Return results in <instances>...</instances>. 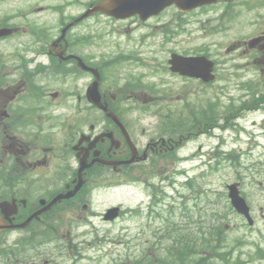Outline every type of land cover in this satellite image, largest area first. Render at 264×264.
Masks as SVG:
<instances>
[{"label": "flooded vegetation", "instance_id": "af4514ba", "mask_svg": "<svg viewBox=\"0 0 264 264\" xmlns=\"http://www.w3.org/2000/svg\"><path fill=\"white\" fill-rule=\"evenodd\" d=\"M102 1L0 0V30H5L0 34V201L10 203L6 212L11 224L24 223L23 227L3 232L0 264H154L138 258L106 259V252H100L102 257L98 258L99 246L93 249L61 244L63 236L70 234L73 219L93 215L97 196L111 182L121 183L125 169L132 167V172L140 175L141 169L165 166L153 161L154 156L167 152L162 148L164 140L152 139L159 133L151 130L149 139L143 142L140 119L123 114L105 94L103 100L117 113L121 126L102 114L75 115L74 108L68 114L58 112L64 100L57 91H50L55 79L73 80L76 75L90 80V73L81 70L75 57L98 68L84 49L85 41L72 33L75 26L60 37L64 25L75 19V14H70L65 22V12H84ZM263 8V1H247L246 12L258 17L247 20L250 29L239 36L243 43L232 48L247 54L250 62L264 65V12H258ZM42 14L49 18L43 19ZM108 132L113 140L99 136ZM80 136L83 142L78 145ZM95 139L93 149L87 151ZM131 145L144 157L118 169L94 162L84 171V182L77 192L52 204L59 194L74 189L81 158L85 156L86 163H90L93 152L98 151L97 158L126 159ZM35 213L37 216L27 223ZM52 241L59 246H50ZM90 250L96 252L87 254ZM174 264H185V260Z\"/></svg>", "mask_w": 264, "mask_h": 264}, {"label": "rangeland", "instance_id": "374dc122", "mask_svg": "<svg viewBox=\"0 0 264 264\" xmlns=\"http://www.w3.org/2000/svg\"><path fill=\"white\" fill-rule=\"evenodd\" d=\"M236 9H239L238 6H236ZM220 11L219 8H215L214 10L209 9L206 12L195 10L187 14H182L174 8H170L160 15V19H152L145 24H131L130 26L125 21L113 22L108 18L98 16L86 20L75 32H80L88 36L87 50L90 53L98 55V53L107 52L106 58L101 59L103 65L102 73L106 79L103 92L108 94L109 97H116L118 102L121 103V108L126 110V114L150 115L153 114L151 110L156 109V106L148 108V96L152 95L151 90L155 91L162 88V81L171 83L169 87L172 91L167 92V100L172 109L178 108L183 104L187 107L186 99L196 97L188 93L184 101L178 99L179 95L184 93L177 89L181 83L177 78L169 76L167 69L163 65L164 58L168 57V53L171 50L190 52L206 49L212 56H215L220 51L223 52V47L230 40L231 36L229 33L224 35L216 32L217 29L215 30L213 27L216 22L214 18H219L218 14ZM239 13L235 17L237 18V24H243L241 19H247L248 16L244 11ZM41 17L43 19L49 18L45 14H42ZM182 30L186 31L183 32ZM153 34L158 37H152ZM150 42H155L158 45L152 47L149 45ZM150 49L153 50L152 53ZM120 51H129L132 55L131 59L129 58L131 61L128 58L122 57ZM136 52H138L139 57ZM159 78L162 81L158 82ZM83 82V79L77 82L78 85L74 89L75 94L81 92ZM233 82L234 80L219 83H224L229 89L225 87L223 95H219L220 100L224 101V103L227 101L226 93L230 92L234 94L243 92L233 87ZM109 84L115 85H112V88L109 89ZM65 88L68 87L66 86ZM205 90L207 95L211 91L209 87ZM216 92H218V89ZM67 100L72 106L76 105V95L68 97ZM262 107L264 108V106ZM68 110H71V108H68ZM263 119V114L259 116L250 115L249 119L245 122V126L249 127L250 130L256 129V125L249 124L253 120ZM150 121H154V119L146 118L145 120L147 123ZM217 133L221 134L220 138H214L212 134L210 136L205 134L201 135L193 139L192 143L182 151L183 153H178L190 156L194 153L196 159L187 162L181 168H190L189 175L195 177L204 190H213L216 198L217 193L219 192L221 194V191L224 189V183L231 182L230 180L237 176L235 169L230 166L229 160L224 155L217 156L219 162L217 170H211L210 167L205 166L207 162H209L210 166L213 153L216 152V143L222 144L220 148L226 150V153L233 146L229 143V134L226 129L221 132L218 130ZM260 142L264 145V138H260ZM238 145L243 149L247 147L246 144L238 143H235L234 147L238 148ZM258 150L260 152L263 151L262 147ZM260 158L263 163L261 165L256 164L255 166H250V169L246 170V179L240 186L243 195L248 199L254 225L249 227L245 223L246 221L236 214H229L226 224H229L230 227L226 229V232L221 234L222 241L219 243L224 250H217V252L224 253L225 255H223V258L215 255L214 258L216 261H214V264H237L235 261L238 259H240V264H264V155H261ZM241 162L247 165L250 163V159L243 156ZM243 164L238 168V171L241 173H244L242 169ZM261 168L263 169L261 172L251 174L255 169ZM141 199L142 196L135 188L114 189L99 196L101 208L122 203L124 208L131 209ZM86 220L83 219L84 222L81 225H78V223L76 225L72 224L73 228L83 229L85 233L81 234L80 238H76L74 244L76 246H100L101 251L96 252L98 253V258L102 257L100 252H107L111 255L103 257L106 259L110 257H121L125 253L122 246H132V243H136V246H143L139 240L133 238V235H138L142 232L132 231L135 224L131 223V219L124 221L120 219L114 223L103 222L100 218L92 219V221L96 220L98 222L96 224L99 228L101 227V233L97 229L94 232L93 226L91 228L85 227L88 224ZM85 228H88L89 231H86ZM90 230H93V232L90 233ZM146 231L148 229H145L143 232ZM173 237L175 239L178 238L177 235ZM99 239H102L101 243H99ZM153 239L154 235L151 236V246L159 245H154ZM117 240L121 241V243L116 242ZM166 241L160 240V243H172V241H167L168 243ZM49 244L50 246H54L52 242ZM64 246H70V242L66 240ZM259 248L261 251H259ZM89 253L92 254V251ZM157 253L161 258L167 259L164 252ZM211 254L213 255L214 252H211ZM224 259L226 261H232L226 263Z\"/></svg>", "mask_w": 264, "mask_h": 264}, {"label": "water", "instance_id": "95a60500", "mask_svg": "<svg viewBox=\"0 0 264 264\" xmlns=\"http://www.w3.org/2000/svg\"><path fill=\"white\" fill-rule=\"evenodd\" d=\"M148 1H152V0H148ZM172 1H176V2H185L186 3V8H190L193 5H197L196 2L194 3H189V1H194V0H172ZM156 2V1H155ZM141 3H147V0H123L121 2H119L118 4H116V2H110L108 5L109 7H112V9H108V10H103L105 13L109 14V15H113L115 17H126L129 16L133 13L136 12H143V13H151L153 12L152 10L150 11H146V10H140L138 9V7L141 5ZM160 3H168V2H160ZM115 5H117V7L115 8ZM118 6H121L122 8L118 9ZM157 11V10H155ZM154 11V12H155ZM209 67L210 65L205 69V72L209 71ZM182 73L187 74V75H192V76H202L204 73L201 72L198 69V65L195 61H190L188 63L183 64V68H182ZM94 88L96 89V84L94 85ZM95 89H92L90 94L94 97V99L92 100L94 103H97L99 105V95L95 92ZM100 106V105H99ZM229 196L232 199V203L235 206L236 210L246 216H248L247 214V207L245 205V202L242 198H240L238 196V192L235 189L234 186L230 187V193ZM115 216V210H113V214L110 216L111 218ZM2 227V225H0V228Z\"/></svg>", "mask_w": 264, "mask_h": 264}, {"label": "trees", "instance_id": "16d2710c", "mask_svg": "<svg viewBox=\"0 0 264 264\" xmlns=\"http://www.w3.org/2000/svg\"><path fill=\"white\" fill-rule=\"evenodd\" d=\"M212 230L215 231V234H216V235H218V234L220 233L219 228H218L217 226L213 227ZM213 235H214V233H213ZM207 236H208V235H207ZM204 241H207V240L204 239ZM218 241H220V240L218 239V237H216V242H218ZM212 247H214V246H212ZM202 259L205 260L206 257L203 256Z\"/></svg>", "mask_w": 264, "mask_h": 264}, {"label": "bare ground", "instance_id": "6f19581e", "mask_svg": "<svg viewBox=\"0 0 264 264\" xmlns=\"http://www.w3.org/2000/svg\"><path fill=\"white\" fill-rule=\"evenodd\" d=\"M183 157V155H181V154H178V153H172L171 155H170V158H173V159H177V158H182ZM185 157H183V159H184ZM200 216H201V214H200ZM168 218H170V216H168Z\"/></svg>", "mask_w": 264, "mask_h": 264}]
</instances>
